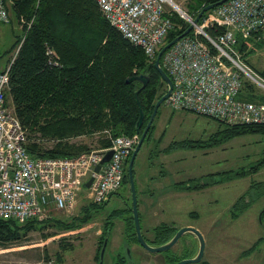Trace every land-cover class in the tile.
I'll use <instances>...</instances> for the list:
<instances>
[{
    "label": "trees",
    "instance_id": "16d2710c",
    "mask_svg": "<svg viewBox=\"0 0 264 264\" xmlns=\"http://www.w3.org/2000/svg\"><path fill=\"white\" fill-rule=\"evenodd\" d=\"M213 1L215 0H192L188 13L194 17L201 6ZM10 9L21 25V33L15 35L8 49L9 51L19 45L10 66L6 98L9 97L13 111L27 129L26 148L32 155L71 156L91 148L84 142L70 140L75 136L91 135L101 131L109 135H130L136 132L139 107L134 93L138 88L137 97L144 113L141 129L144 127L155 100L165 90L162 89L165 83L154 67V60L148 61L142 48L127 41L104 18L95 0H14ZM209 10L204 12L202 17ZM170 19L172 25L164 43L181 33L188 25V22L176 12L170 15ZM209 30L214 33L222 30V27L215 29L212 26ZM248 43L249 41L241 38H238L236 43V47L245 56L258 45L253 41L250 46ZM259 71L264 74L263 70ZM138 73H145L148 76L144 87H140L141 83L137 80L125 81L127 77ZM243 89L245 98L264 100V96L254 92L252 84L245 82ZM217 121L219 127L207 138L173 142L161 151L190 147L205 148L247 133L264 135V123ZM151 132L152 124L145 138L150 139ZM51 139H54L52 144L48 146L42 144L43 141ZM109 143L110 139L105 134L98 139L99 147L108 146ZM263 166L264 149L261 155L247 165L190 177L174 182L173 186L180 190H197L211 183L254 174ZM127 181L125 166L122 183L126 184ZM250 190H254L256 196L263 195L264 180L252 181L248 190L234 200L229 209L232 219L238 218L252 204L253 198L247 196ZM103 204L93 202L83 204L81 208L84 216L78 219L79 223L88 219L87 212L92 207L98 208ZM114 213L115 211L111 214ZM45 223L47 225L56 223L60 228L66 229L75 226L72 222L53 217L42 221L29 218L24 222L0 218V247L22 241L28 231L37 229ZM176 228L170 223L161 222L152 226V238L144 234L143 236L149 243L157 245L169 239ZM109 229L104 236L108 235ZM126 234L138 243L132 216L127 220ZM263 242L264 236H259L245 248L242 255L250 254ZM70 247L69 243L62 245L63 250ZM100 247L101 245L98 247L99 250ZM162 253L166 264L193 255L189 251L176 254L171 252L170 248ZM44 257L41 262L20 264H47L48 256ZM96 258L99 259V254ZM61 261V254H57L56 262ZM112 264L127 262L124 256L118 255ZM186 264L209 263L201 259L196 263Z\"/></svg>",
    "mask_w": 264,
    "mask_h": 264
},
{
    "label": "rangeland",
    "instance_id": "374dc122",
    "mask_svg": "<svg viewBox=\"0 0 264 264\" xmlns=\"http://www.w3.org/2000/svg\"><path fill=\"white\" fill-rule=\"evenodd\" d=\"M172 1L190 12L192 0ZM9 13V21L0 22V68L12 56L16 46L8 49L15 35L21 33V25L11 9ZM246 59L253 68L264 71V45L258 43L246 54ZM257 92L264 93L259 89ZM7 104L11 107L9 97ZM218 122L191 110L173 108L166 101L159 105L152 121L150 139H144L133 164L141 230L146 237L152 238L151 227L162 221L175 227L191 225L203 235L205 249L201 259L209 264H264V242L250 254L242 255L256 238L264 236V194L256 196V192L250 190L247 196L252 197L253 202L247 210L236 219L229 214L231 204L248 190L252 181L264 180V166L254 174L211 183L197 190L186 191L173 186L174 182L190 177L251 163L264 149V135L247 133L205 148L161 151L173 142L207 138L219 127ZM104 134L108 136L101 131L70 140L99 148L98 139ZM52 143L43 141L42 144L48 146ZM161 170L163 176H159ZM87 202L80 200L75 210L68 213L56 208L54 201L49 200L44 214L35 219L42 221L53 217L75 226L66 229L56 223H45L28 231L22 241L0 247V264L41 262L44 256H48L47 264H98V247L109 228L102 264H112L118 255L124 256L127 264H166L162 251L149 252L126 234L127 220L132 214L128 181L121 183L102 206L92 207L87 212L88 219L79 223L78 219L84 216L81 206ZM65 243L71 247L63 250ZM170 249L176 254L185 251L194 254L197 239L186 232ZM57 254L62 256L60 263L56 262Z\"/></svg>",
    "mask_w": 264,
    "mask_h": 264
},
{
    "label": "built area",
    "instance_id": "2783aa9c",
    "mask_svg": "<svg viewBox=\"0 0 264 264\" xmlns=\"http://www.w3.org/2000/svg\"><path fill=\"white\" fill-rule=\"evenodd\" d=\"M13 1L0 0V22L9 21ZM95 1L104 18L127 41L142 48L148 61L154 60L164 43L173 12L188 23L193 19L172 0ZM212 26L222 30L212 33ZM238 38L249 41L248 46L252 41L264 45V0H226L165 49L160 63L172 80L165 101L173 108L225 123H264V100L245 98L243 89L248 82L255 93L259 94L258 89L264 92V74L236 47ZM18 46L0 68V218L24 222L39 217L49 200L68 213L80 200L105 203L122 183L127 157L139 133H107L108 146L71 156L32 155L26 148L27 129L6 98ZM109 150L108 160L101 162ZM90 176L92 180L85 186Z\"/></svg>",
    "mask_w": 264,
    "mask_h": 264
},
{
    "label": "water",
    "instance_id": "95a60500",
    "mask_svg": "<svg viewBox=\"0 0 264 264\" xmlns=\"http://www.w3.org/2000/svg\"><path fill=\"white\" fill-rule=\"evenodd\" d=\"M225 1L226 0H215L213 2H209V3L201 6L200 9L198 10V12L193 17L192 22H189L188 25L186 26V28L181 33L177 34L176 36H174L169 41H166L157 50L153 64H154V67L156 68V70L158 71V73L160 74L162 81L165 83V90L155 100L152 112L150 114V117L148 118V120L146 121V123L142 129H141V127H142L143 120H144V113H143V110L141 109V106H140V103H139V100L137 97V93L139 91V88L134 93L138 107H139V115H138V118H137L136 124H135V131H136V133H139V138H138L136 144L134 145L133 149L130 152L129 159L127 161V167H126L128 185H129V191H130V199H131V213H132L131 216L133 219L134 232H135L138 243L144 249H146L149 252L165 251V250L171 248L184 233L189 232V233L193 234L195 236V238L197 239V250H196V252L192 256L181 258V259L173 262L172 264L196 263V262L200 261L202 256H203L204 249H205V241H204L203 235L198 228L191 226V225H184V226H177V228L174 231V233L172 234V236L160 244L153 245L145 239V237L143 236L142 230H141L140 220H139V215H138L136 186H135V180H134V175H133V164H134L136 154H137L141 144L143 143V141L145 139V136H146L151 124H152L153 118L156 114V111H157L159 105L163 101H165V99L167 98V96L169 95V93L172 89V80L160 63L162 53L165 51L166 48H168L171 44H173L180 37L189 33L191 31V29L193 28V25L199 21V19L202 17L204 12H206L207 10H209V9H211V8L217 6V5H219ZM132 80L139 81L141 83L140 87H144L148 81V76L145 73H138V74H133V75H131L125 79L126 82H130ZM110 154H111V151L110 150L107 151L104 154L103 158L101 159V162L108 160ZM99 165H100V163H98L94 166L95 171L99 169ZM91 180H92V176H90L88 178V180L85 182V186H88L90 184ZM106 243H107V236H104L100 250H99L98 264H102L103 252H104ZM131 264H134V263H131Z\"/></svg>",
    "mask_w": 264,
    "mask_h": 264
},
{
    "label": "crops",
    "instance_id": "0c3cea01",
    "mask_svg": "<svg viewBox=\"0 0 264 264\" xmlns=\"http://www.w3.org/2000/svg\"><path fill=\"white\" fill-rule=\"evenodd\" d=\"M258 70H261V69H258ZM176 149H178V148H176ZM176 149H173V150H176ZM173 150H171V151H173ZM164 153V152H163ZM157 155H159L158 153H157ZM162 164H161V166H163V161L161 162ZM159 176H163V171L161 170V173L159 174ZM163 222V221H162ZM152 228V227H151Z\"/></svg>",
    "mask_w": 264,
    "mask_h": 264
}]
</instances>
